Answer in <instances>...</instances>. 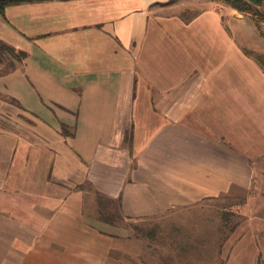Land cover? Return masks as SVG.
I'll return each instance as SVG.
<instances>
[{
  "label": "crops",
  "instance_id": "0c3cea01",
  "mask_svg": "<svg viewBox=\"0 0 264 264\" xmlns=\"http://www.w3.org/2000/svg\"><path fill=\"white\" fill-rule=\"evenodd\" d=\"M8 1L0 93L28 115L0 126V264H157L125 221L239 192L225 264L264 258V68L221 6Z\"/></svg>",
  "mask_w": 264,
  "mask_h": 264
},
{
  "label": "rangeland",
  "instance_id": "374dc122",
  "mask_svg": "<svg viewBox=\"0 0 264 264\" xmlns=\"http://www.w3.org/2000/svg\"><path fill=\"white\" fill-rule=\"evenodd\" d=\"M201 1L221 6L219 14L225 27L227 23L238 24V35H235L238 47L264 68V1L256 6L257 16L243 14L236 9L230 15L232 8L221 1L199 0V3ZM14 63L7 52L0 51V75L12 72L17 66ZM27 115L23 108L0 93V126H11V119L26 118ZM240 195L225 196L221 203L205 202L177 208L150 220L125 221L126 228L141 230L142 244L151 248L146 259L157 264H225L229 259L225 245L231 244L228 232L241 216L238 213L246 199L244 193ZM116 209L115 205L103 207L104 216L116 213ZM256 263L264 264V258L256 257Z\"/></svg>",
  "mask_w": 264,
  "mask_h": 264
},
{
  "label": "trees",
  "instance_id": "16d2710c",
  "mask_svg": "<svg viewBox=\"0 0 264 264\" xmlns=\"http://www.w3.org/2000/svg\"><path fill=\"white\" fill-rule=\"evenodd\" d=\"M212 1H221L226 5H228L229 7L238 10L240 13L250 14V15L253 14L254 16H257L258 10L256 6H259L264 0H212ZM8 2H9L8 0H0V11L4 10V7ZM256 25H258V23H256ZM0 51L7 52L12 57V61H14L16 64L17 62H21L26 57V52H24L23 50L16 49L15 47L7 44L1 39H0ZM10 101L16 104L17 106H19L20 108H23L21 104L18 103L17 100L10 98ZM232 229L233 227H231L229 231Z\"/></svg>",
  "mask_w": 264,
  "mask_h": 264
}]
</instances>
